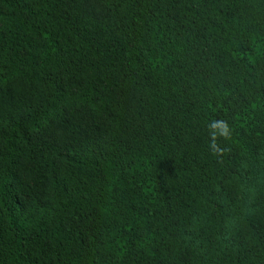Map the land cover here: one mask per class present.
Wrapping results in <instances>:
<instances>
[{
  "label": "trees",
  "instance_id": "obj_1",
  "mask_svg": "<svg viewBox=\"0 0 264 264\" xmlns=\"http://www.w3.org/2000/svg\"><path fill=\"white\" fill-rule=\"evenodd\" d=\"M0 264H264V0H0Z\"/></svg>",
  "mask_w": 264,
  "mask_h": 264
}]
</instances>
